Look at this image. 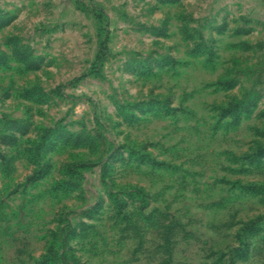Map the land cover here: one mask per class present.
<instances>
[{
  "label": "rangeland",
  "instance_id": "374dc122",
  "mask_svg": "<svg viewBox=\"0 0 264 264\" xmlns=\"http://www.w3.org/2000/svg\"><path fill=\"white\" fill-rule=\"evenodd\" d=\"M0 264H264V0H0Z\"/></svg>",
  "mask_w": 264,
  "mask_h": 264
}]
</instances>
